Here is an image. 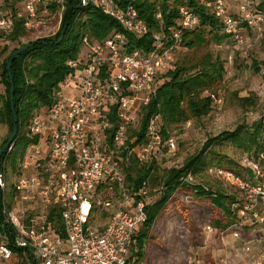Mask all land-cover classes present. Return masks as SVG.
Masks as SVG:
<instances>
[{
	"label": "built area",
	"instance_id": "built-area-1",
	"mask_svg": "<svg viewBox=\"0 0 264 264\" xmlns=\"http://www.w3.org/2000/svg\"><path fill=\"white\" fill-rule=\"evenodd\" d=\"M66 2L0 0V32L10 34L21 24L36 39L50 36L37 32L49 29L56 21L60 26L54 35L61 28ZM136 2L79 0L81 8L101 10L123 31H114L102 40L82 37L79 56L67 62L71 72L55 90L53 103L32 116L28 134L39 141L28 146L12 189L0 172L4 222L14 234L10 241L4 224L0 227L1 264L135 261H130L134 236L147 220L148 206L163 188L152 190L147 180L135 188L125 169L132 157L141 164H161L175 156L177 141L173 135L163 134L159 114L149 119L143 141L130 137V131L141 129L142 109L161 74L172 68L184 32L200 24L198 13L184 5L180 6L177 26L169 32L151 33ZM207 5L237 43L245 39L244 28L263 38L264 11L254 8L253 0H241L236 13L230 11L226 0L208 1ZM157 18H161L160 12ZM126 33L138 39L151 33V47L129 50ZM212 97L221 101L215 94ZM243 167L251 172L250 179L223 167L209 172L243 192V199L233 204L240 209V216L264 223V168L248 158ZM186 184H197L193 173L184 175L176 189L182 201L193 205L194 194L183 187ZM53 208H58L60 222L56 217L50 219ZM239 226L235 225L234 237L240 235ZM207 229L214 230L210 224ZM259 264H264V252Z\"/></svg>",
	"mask_w": 264,
	"mask_h": 264
},
{
	"label": "trees",
	"instance_id": "trees-1",
	"mask_svg": "<svg viewBox=\"0 0 264 264\" xmlns=\"http://www.w3.org/2000/svg\"><path fill=\"white\" fill-rule=\"evenodd\" d=\"M208 1L212 0H137L136 6L141 17L148 22L151 33L158 30L169 32L177 26L180 6L185 5L194 9L200 17V24L183 34L181 48H186L187 51L175 59L172 68L161 74L162 81L157 85L148 104L143 107L141 129L133 130L130 134V137H137V142L144 140L147 124L154 114L161 116L163 134L169 135L172 128L189 120L202 119L212 111L214 105L212 94H216L222 88L225 79V61L219 56L215 57L210 47L232 37L224 31L222 23L207 5ZM257 9L264 11V2L260 3ZM158 12L161 13V18H157ZM114 31L123 30L112 17L97 8H81L79 0H67L61 28L54 35L21 42V38L29 34L21 24H17L10 34L4 35L0 32V40L5 38L19 43L17 47L9 50L3 59L0 58V124L7 125L9 131L0 149L12 135L15 118L17 123L14 143L4 152L0 161L1 173L6 174L7 168L20 173V164L25 158L28 146L39 141L37 136L31 137L28 134L32 116L42 107L53 103L55 90L71 72L67 62L79 56L82 37L89 35L102 40ZM151 33L141 39L126 33L129 39L128 49H149L152 44ZM27 43L31 45L14 57L9 75L7 66L12 53ZM6 50L8 48L4 47V51ZM11 78L14 83L13 102ZM242 100L250 101L249 98ZM243 131L242 129L225 132L210 138L202 151L188 156L182 166L167 168L161 172L156 163L141 164L132 157L125 169L131 186L139 188L142 182L147 180L152 190L163 188L155 201L148 206L147 220L134 236L130 252V261L135 260L132 261L133 264L140 262L152 226L179 187L181 178L188 172L196 177L201 172L223 167L233 170L241 177L249 179L252 177L247 168H242L245 173L234 169L240 165L225 155L221 158V154L212 150L213 145L218 142L232 141L251 151L252 148L244 138ZM247 137L256 145L255 155L259 156L264 152L263 121L255 124L254 129L247 132ZM209 151H212V155L206 157ZM183 187L192 191L198 199L204 198L210 202L211 223L218 230L224 231L235 225H247L246 219L239 215L240 209L233 207L241 198L222 188L218 183L199 182ZM4 195L0 189V227L4 224L3 230L8 233L9 240L13 241L12 228L4 222L2 211ZM57 211L58 208L51 209L50 219L54 220L56 217L60 222ZM14 249L21 252L17 248Z\"/></svg>",
	"mask_w": 264,
	"mask_h": 264
},
{
	"label": "rangeland",
	"instance_id": "rangeland-1",
	"mask_svg": "<svg viewBox=\"0 0 264 264\" xmlns=\"http://www.w3.org/2000/svg\"><path fill=\"white\" fill-rule=\"evenodd\" d=\"M231 12L238 11L241 0H226ZM254 8L264 0H253ZM56 21L49 29L37 32V35H51L58 30ZM244 41L237 43L233 39H226L222 43L211 45L213 54L225 61V79L223 86L215 94L221 101H215L212 111L199 120H189L171 129L170 133L177 141L175 156L166 158L158 165L159 171L182 166L185 159L202 151L206 142L225 132L244 130V138L251 146L247 151L243 145L232 141L218 142L212 150L232 159L242 170L246 158L258 161L264 167V152L259 156L254 154L256 145L247 137V132L254 129V125L264 123V37L259 38L251 29L244 28ZM37 37L34 33L21 38V42H28ZM253 44L252 47L248 45ZM19 45L5 38L0 40V58H4L9 50ZM4 47L8 50L4 51ZM179 50V49H178ZM175 52V59L186 52L180 48ZM160 76L159 84L162 81ZM249 98L250 101L242 99ZM132 129L130 134L133 132ZM8 126L0 124V145L8 135ZM28 150V149H27ZM36 152V149L31 151ZM212 151L206 153L210 157ZM41 155H38L39 158ZM225 158V157H224ZM242 166V167H241ZM242 173H245L242 170ZM6 183L13 188L18 172L11 168L6 170ZM197 183L216 182L222 188L233 192L243 199V192L231 186L214 173L201 172L196 176ZM181 193L174 192L166 207L158 215L147 238L141 264H259L264 252V223L249 217L247 225L239 226V237H234L235 226L225 231L218 230L211 223V204L204 198L194 195V204L188 205L181 200ZM213 226V231L207 225ZM246 226V227H245ZM1 264V263H0Z\"/></svg>",
	"mask_w": 264,
	"mask_h": 264
},
{
	"label": "water",
	"instance_id": "water-1",
	"mask_svg": "<svg viewBox=\"0 0 264 264\" xmlns=\"http://www.w3.org/2000/svg\"><path fill=\"white\" fill-rule=\"evenodd\" d=\"M29 45H31V43H27L25 46H22L18 49H16L12 55H11V58L10 60L8 61V71H9V75H11V64H12V61L14 59V57L16 55H18L19 53H21L23 50H25ZM11 83H12V88H11V101L13 102V99H14V83H13V79L11 78ZM12 108L14 110V106L12 105ZM17 136V123H16V118L14 120V128H13V131H12V135L9 139V141L0 149V161H1V158H2V155L4 154V152L9 149L11 147V145L14 143V140Z\"/></svg>",
	"mask_w": 264,
	"mask_h": 264
}]
</instances>
